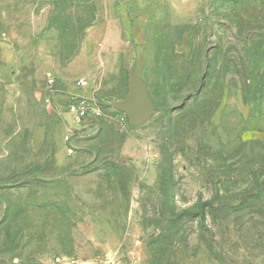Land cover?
<instances>
[{"label": "rangeland", "instance_id": "1", "mask_svg": "<svg viewBox=\"0 0 264 264\" xmlns=\"http://www.w3.org/2000/svg\"><path fill=\"white\" fill-rule=\"evenodd\" d=\"M187 5L71 74L102 116L69 154L46 79L102 1L0 0V264H264V0Z\"/></svg>", "mask_w": 264, "mask_h": 264}, {"label": "crops", "instance_id": "2", "mask_svg": "<svg viewBox=\"0 0 264 264\" xmlns=\"http://www.w3.org/2000/svg\"><path fill=\"white\" fill-rule=\"evenodd\" d=\"M39 1L47 3L54 0ZM101 1L102 9L98 11L97 24L86 31V37L82 42L79 52L64 68L66 74H69L70 76L65 75L66 77H63L60 82H57L55 91L49 90L47 82L45 84L49 99L54 102L59 110L69 100L72 94H82L84 92L83 86H77L72 82L71 74L81 73L84 69H86V67H88V64H90L91 61L95 60V57L92 55L93 49L97 46V48H100L101 54H105V48H109L110 45L120 43L123 28L118 19L175 17L179 16V12L182 15L185 10H189L191 8L192 5L187 4L199 3L208 0ZM163 12H170V14ZM50 75L56 76L54 73ZM78 78L84 79L85 77L77 76L76 79Z\"/></svg>", "mask_w": 264, "mask_h": 264}, {"label": "built area", "instance_id": "3", "mask_svg": "<svg viewBox=\"0 0 264 264\" xmlns=\"http://www.w3.org/2000/svg\"><path fill=\"white\" fill-rule=\"evenodd\" d=\"M46 82L49 90H56L58 82L56 76H48ZM75 83L77 86H84L86 82L84 79L78 78ZM59 111L64 131L62 140L67 153L71 154L77 147L74 141L80 136L79 133L88 127H97V120L102 116L101 107L90 95L72 94Z\"/></svg>", "mask_w": 264, "mask_h": 264}, {"label": "water", "instance_id": "4", "mask_svg": "<svg viewBox=\"0 0 264 264\" xmlns=\"http://www.w3.org/2000/svg\"><path fill=\"white\" fill-rule=\"evenodd\" d=\"M111 106L123 111L131 119L141 116L149 108L135 87L130 88L128 95L124 99L112 101Z\"/></svg>", "mask_w": 264, "mask_h": 264}]
</instances>
